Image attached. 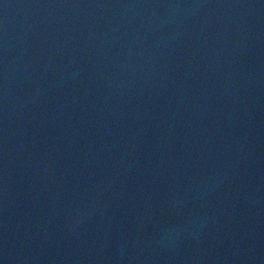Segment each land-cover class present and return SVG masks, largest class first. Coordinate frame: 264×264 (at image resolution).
<instances>
[{
    "label": "water",
    "instance_id": "95a60500",
    "mask_svg": "<svg viewBox=\"0 0 264 264\" xmlns=\"http://www.w3.org/2000/svg\"><path fill=\"white\" fill-rule=\"evenodd\" d=\"M0 261L264 264V0H0Z\"/></svg>",
    "mask_w": 264,
    "mask_h": 264
},
{
    "label": "clouds",
    "instance_id": "9594fccd",
    "mask_svg": "<svg viewBox=\"0 0 264 264\" xmlns=\"http://www.w3.org/2000/svg\"><path fill=\"white\" fill-rule=\"evenodd\" d=\"M177 229L175 227H170V228H164L161 230V238H160V242L163 243L165 240L168 239V237L176 232Z\"/></svg>",
    "mask_w": 264,
    "mask_h": 264
},
{
    "label": "snow or ice",
    "instance_id": "6c2138e0",
    "mask_svg": "<svg viewBox=\"0 0 264 264\" xmlns=\"http://www.w3.org/2000/svg\"><path fill=\"white\" fill-rule=\"evenodd\" d=\"M0 264H3V261H0Z\"/></svg>",
    "mask_w": 264,
    "mask_h": 264
}]
</instances>
